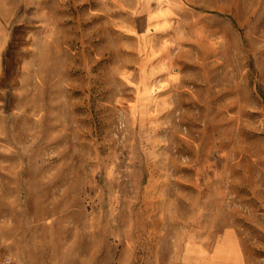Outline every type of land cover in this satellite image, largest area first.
<instances>
[{"label":"rangeland","instance_id":"rangeland-1","mask_svg":"<svg viewBox=\"0 0 264 264\" xmlns=\"http://www.w3.org/2000/svg\"><path fill=\"white\" fill-rule=\"evenodd\" d=\"M189 250L264 264V0H0V252Z\"/></svg>","mask_w":264,"mask_h":264},{"label":"crops","instance_id":"crops-1","mask_svg":"<svg viewBox=\"0 0 264 264\" xmlns=\"http://www.w3.org/2000/svg\"><path fill=\"white\" fill-rule=\"evenodd\" d=\"M227 237H225L223 240L225 241ZM229 240L232 242H235L234 236H230ZM186 257L188 258H195V264H224L223 261H219L218 259H215L214 257V252L213 254H205V253H200L199 255H193L192 250L187 251Z\"/></svg>","mask_w":264,"mask_h":264},{"label":"built area","instance_id":"built-area-1","mask_svg":"<svg viewBox=\"0 0 264 264\" xmlns=\"http://www.w3.org/2000/svg\"><path fill=\"white\" fill-rule=\"evenodd\" d=\"M12 261L9 256L4 255L0 252V264H11Z\"/></svg>","mask_w":264,"mask_h":264},{"label":"bare ground","instance_id":"bare-ground-1","mask_svg":"<svg viewBox=\"0 0 264 264\" xmlns=\"http://www.w3.org/2000/svg\"><path fill=\"white\" fill-rule=\"evenodd\" d=\"M228 241H230V240H228ZM228 241H227V243H228ZM214 254H215V253H214ZM236 254H237V253H236ZM216 256H217V255H216ZM216 256H215V257H216ZM218 256H219V255H218ZM236 256H237V255H236ZM224 259H225V258H224ZM239 260H240V259H239Z\"/></svg>","mask_w":264,"mask_h":264}]
</instances>
